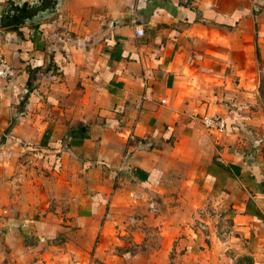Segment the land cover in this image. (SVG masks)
<instances>
[{"label":"crops","instance_id":"crops-1","mask_svg":"<svg viewBox=\"0 0 264 264\" xmlns=\"http://www.w3.org/2000/svg\"><path fill=\"white\" fill-rule=\"evenodd\" d=\"M8 28L0 264H264V0H58Z\"/></svg>","mask_w":264,"mask_h":264},{"label":"water","instance_id":"water-1","mask_svg":"<svg viewBox=\"0 0 264 264\" xmlns=\"http://www.w3.org/2000/svg\"><path fill=\"white\" fill-rule=\"evenodd\" d=\"M58 0H6L0 11V27L20 25L45 13Z\"/></svg>","mask_w":264,"mask_h":264},{"label":"built area","instance_id":"built-area-1","mask_svg":"<svg viewBox=\"0 0 264 264\" xmlns=\"http://www.w3.org/2000/svg\"><path fill=\"white\" fill-rule=\"evenodd\" d=\"M5 1L6 0H0V9L3 7ZM135 30L137 34L143 33V29L141 27L137 26ZM12 38V31L8 27H0V82L7 80L13 74V66L3 51V47L11 42ZM27 91L28 89L24 88V92ZM202 122L206 127L213 128L219 131H224L226 127L224 117L218 114L204 116ZM199 224H201L200 220Z\"/></svg>","mask_w":264,"mask_h":264},{"label":"rangeland","instance_id":"rangeland-1","mask_svg":"<svg viewBox=\"0 0 264 264\" xmlns=\"http://www.w3.org/2000/svg\"><path fill=\"white\" fill-rule=\"evenodd\" d=\"M258 146L260 147L261 149V154L264 158V136L261 137L259 140H258ZM206 218V216H204L203 218H196V220L193 221V224L196 226L198 225L199 227H201V225L205 226L206 222L204 221ZM199 220L201 221V224H199Z\"/></svg>","mask_w":264,"mask_h":264}]
</instances>
